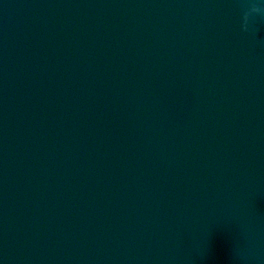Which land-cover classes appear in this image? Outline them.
I'll list each match as a JSON object with an SVG mask.
<instances>
[{"label":"water","instance_id":"1","mask_svg":"<svg viewBox=\"0 0 264 264\" xmlns=\"http://www.w3.org/2000/svg\"><path fill=\"white\" fill-rule=\"evenodd\" d=\"M0 264H264V0H0Z\"/></svg>","mask_w":264,"mask_h":264}]
</instances>
